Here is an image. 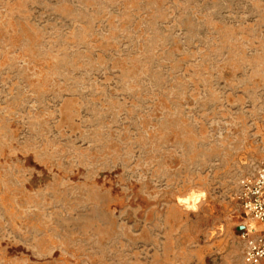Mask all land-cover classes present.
Segmentation results:
<instances>
[{
	"label": "rangeland",
	"instance_id": "1",
	"mask_svg": "<svg viewBox=\"0 0 264 264\" xmlns=\"http://www.w3.org/2000/svg\"><path fill=\"white\" fill-rule=\"evenodd\" d=\"M264 159V0H0V264H242Z\"/></svg>",
	"mask_w": 264,
	"mask_h": 264
},
{
	"label": "built area",
	"instance_id": "2",
	"mask_svg": "<svg viewBox=\"0 0 264 264\" xmlns=\"http://www.w3.org/2000/svg\"><path fill=\"white\" fill-rule=\"evenodd\" d=\"M237 200L247 217L252 221L264 222V159L254 174L239 182ZM242 239L244 261L248 264H260L264 259V228L255 236L246 231L242 234Z\"/></svg>",
	"mask_w": 264,
	"mask_h": 264
},
{
	"label": "crops",
	"instance_id": "3",
	"mask_svg": "<svg viewBox=\"0 0 264 264\" xmlns=\"http://www.w3.org/2000/svg\"><path fill=\"white\" fill-rule=\"evenodd\" d=\"M253 227L250 228V231H247L251 236H255L259 234L262 229L264 228V222H259V221H252ZM242 264H248V263H242ZM260 264H264V259L261 261Z\"/></svg>",
	"mask_w": 264,
	"mask_h": 264
}]
</instances>
